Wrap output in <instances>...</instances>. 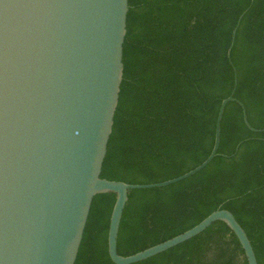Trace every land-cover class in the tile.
I'll return each mask as SVG.
<instances>
[{"label": "trees", "instance_id": "trees-1", "mask_svg": "<svg viewBox=\"0 0 264 264\" xmlns=\"http://www.w3.org/2000/svg\"><path fill=\"white\" fill-rule=\"evenodd\" d=\"M130 0L124 77L101 177L165 182L210 155L220 105L217 156L163 188L131 190L118 253L131 256L185 233L220 207L233 213L264 264V0ZM251 6V7H250ZM248 8L228 51L239 17ZM241 144V145H240ZM239 150L236 152L237 147ZM116 194L95 197L77 264H114L108 231ZM135 264H248L234 233L217 221L196 237Z\"/></svg>", "mask_w": 264, "mask_h": 264}, {"label": "water", "instance_id": "water-1", "mask_svg": "<svg viewBox=\"0 0 264 264\" xmlns=\"http://www.w3.org/2000/svg\"><path fill=\"white\" fill-rule=\"evenodd\" d=\"M249 9L233 31L229 59ZM129 11L130 0H0V264H77L94 199L106 193L117 196L108 231L114 264L147 260L217 221L237 237L247 263L258 264L245 230L221 207L170 240L131 256L118 253L129 192L170 186L206 168L219 156L226 106L239 102L234 70L213 149L184 175L145 185L102 178L124 77ZM244 122L264 132L250 125L245 108Z\"/></svg>", "mask_w": 264, "mask_h": 264}]
</instances>
